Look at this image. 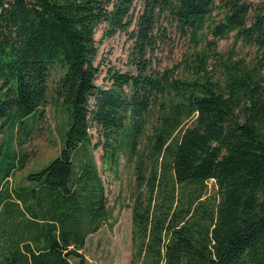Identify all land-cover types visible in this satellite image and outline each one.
I'll list each match as a JSON object with an SVG mask.
<instances>
[{
	"label": "trees",
	"instance_id": "1",
	"mask_svg": "<svg viewBox=\"0 0 264 264\" xmlns=\"http://www.w3.org/2000/svg\"><path fill=\"white\" fill-rule=\"evenodd\" d=\"M169 16L213 34L185 73L147 56ZM100 23L133 41L131 68L107 66L102 83ZM231 33L253 59L223 57ZM263 70L264 0H0V215L34 223L1 264H94L82 248L111 217L100 147L108 169L134 164L131 264H264ZM50 97L69 111L60 154L13 187L27 117Z\"/></svg>",
	"mask_w": 264,
	"mask_h": 264
},
{
	"label": "rangeland",
	"instance_id": "2",
	"mask_svg": "<svg viewBox=\"0 0 264 264\" xmlns=\"http://www.w3.org/2000/svg\"><path fill=\"white\" fill-rule=\"evenodd\" d=\"M141 8L140 2H137L135 12ZM161 23L165 29H162L161 26L158 27L156 30L158 33L157 43L155 47H150L147 56L156 68L163 69L179 64V73H185L183 68L187 69V66L195 64L197 51L209 48V41L213 39V34L207 31L200 33L197 39H193L191 30L177 27L170 16L158 20V24ZM103 29L104 23H100L96 31V37L100 44L96 62L101 61L103 67L97 78L98 83L103 82L105 69L109 65H115L122 69L131 68L129 58L133 41L129 37V33L125 30H118L113 36L104 37ZM218 49L224 54V58L231 51L234 59L245 57L249 60L257 54L254 46L245 44L241 40L235 44L233 33L219 39ZM208 67L210 69L216 67L217 69L220 67V61L210 55ZM189 71L186 72L189 73ZM68 119V109L56 101L54 97H50L45 105L27 117L29 124L35 127L33 136L25 144V149L31 154L23 168L14 172L10 181L13 187L33 183V180L29 181L28 175L42 169L60 154ZM95 139L93 138V141ZM1 141L2 134L0 133ZM95 152L108 191L111 217L99 230L88 236L82 251L88 260L94 264H131L134 251L132 210L126 203L131 201L132 192L135 188L134 164L122 156L119 169L114 171L103 164L100 157L102 148L100 147ZM20 206L27 208L26 203L25 205L21 203ZM29 216L28 213V215L20 216V220L8 221L7 219H11V217L0 215V257L9 254L10 249H13L22 239H29V228L34 226V223L29 221ZM34 240L37 241V239Z\"/></svg>",
	"mask_w": 264,
	"mask_h": 264
},
{
	"label": "crops",
	"instance_id": "3",
	"mask_svg": "<svg viewBox=\"0 0 264 264\" xmlns=\"http://www.w3.org/2000/svg\"><path fill=\"white\" fill-rule=\"evenodd\" d=\"M11 180H12V177H10L9 181H11Z\"/></svg>",
	"mask_w": 264,
	"mask_h": 264
}]
</instances>
